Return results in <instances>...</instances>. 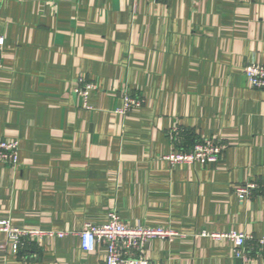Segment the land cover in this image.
<instances>
[{
    "label": "crops",
    "instance_id": "obj_1",
    "mask_svg": "<svg viewBox=\"0 0 264 264\" xmlns=\"http://www.w3.org/2000/svg\"><path fill=\"white\" fill-rule=\"evenodd\" d=\"M0 35V138L20 140L0 219L64 233L15 255L0 231V264H104L80 233L113 209L177 233L146 244L153 264H264V93L244 73L264 64V0H0ZM125 91L143 103L122 115ZM211 137L215 164L166 158ZM245 182L259 188L240 200ZM232 231L248 259L209 235Z\"/></svg>",
    "mask_w": 264,
    "mask_h": 264
},
{
    "label": "built area",
    "instance_id": "obj_2",
    "mask_svg": "<svg viewBox=\"0 0 264 264\" xmlns=\"http://www.w3.org/2000/svg\"><path fill=\"white\" fill-rule=\"evenodd\" d=\"M6 38L0 35V56L4 50ZM248 83L253 88H259L264 93V64L251 62L244 68ZM76 92L88 98L91 91L96 89L95 84L87 82L83 77L78 79ZM123 106L117 113L126 115L132 109L142 105L143 100L133 96L128 91L122 94ZM173 141L178 140L180 128L174 127L169 132ZM20 140L17 138H0V162L16 167L19 164ZM167 156L173 165L202 164L211 165L217 163L224 150L223 144L215 138L198 140L190 151L176 149ZM259 188L255 182H245L235 188V193L240 200L249 199L253 192ZM0 231L7 235V240L15 255L24 254L30 244L43 240L46 236L63 237V232H46L38 229H29L14 226L10 219H0ZM177 233L162 226H145L142 224H130L124 221L118 210L113 209L109 213L108 221L103 224H87L80 233L81 245L84 251L96 252L99 247L105 250L104 264H153L146 255V244L154 239L172 240ZM212 238H228L233 244V254L236 258L248 259L247 241L251 239L243 232H229L225 234H209ZM260 251L264 250V237L258 241Z\"/></svg>",
    "mask_w": 264,
    "mask_h": 264
}]
</instances>
